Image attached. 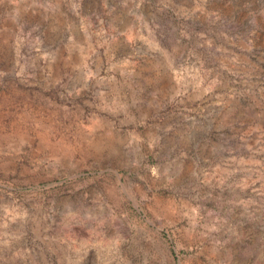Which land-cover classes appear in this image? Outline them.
<instances>
[{"label":"rangeland","instance_id":"1","mask_svg":"<svg viewBox=\"0 0 264 264\" xmlns=\"http://www.w3.org/2000/svg\"><path fill=\"white\" fill-rule=\"evenodd\" d=\"M0 264H264V0H0Z\"/></svg>","mask_w":264,"mask_h":264}]
</instances>
